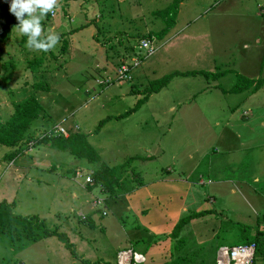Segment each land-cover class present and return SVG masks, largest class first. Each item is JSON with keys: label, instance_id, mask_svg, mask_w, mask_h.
<instances>
[{"label": "rangeland", "instance_id": "obj_1", "mask_svg": "<svg viewBox=\"0 0 264 264\" xmlns=\"http://www.w3.org/2000/svg\"><path fill=\"white\" fill-rule=\"evenodd\" d=\"M171 1L57 0L40 22V38L59 39L42 52L25 46L11 0H0V24H7L0 29V124L31 95L43 105L20 144H0V264H117L124 249L142 253L143 264H216L219 248L250 244L256 245L252 264H264V88L254 96L221 90L237 74L264 79V0H183L175 26L158 39L164 20L153 12ZM145 38L155 47L150 55L140 47ZM135 56L141 64L132 77L118 79V67ZM37 58L42 63L32 70ZM200 69L231 71L217 79L175 77L117 117L147 95L151 81ZM57 123L86 134L101 160L41 142ZM131 156L145 158L133 162L144 184L133 188L139 182L124 171V194L89 190L76 177L78 170L92 174ZM179 176L188 179L185 194L160 186ZM147 185L177 206L182 201L186 209L171 217L177 222L205 213L177 235L174 220L145 228L140 218L159 212L148 209L153 202L139 207L131 197ZM58 233L67 235L72 250Z\"/></svg>", "mask_w": 264, "mask_h": 264}, {"label": "trees", "instance_id": "obj_2", "mask_svg": "<svg viewBox=\"0 0 264 264\" xmlns=\"http://www.w3.org/2000/svg\"><path fill=\"white\" fill-rule=\"evenodd\" d=\"M183 0H172L169 5L162 9H157L153 14L164 20V27L154 34V37L158 39H163L170 30L175 26L177 15L179 13L180 5ZM7 24H0V29H5ZM153 37L150 34L149 37ZM62 44V53H66L68 50V41L64 38ZM42 63L41 58H37L29 63L32 70H36ZM231 70L223 71H208L204 69L200 70H188V71H172L171 73L165 74L162 77L155 79L150 82V85L146 88L147 95L139 99L136 105L128 110L126 113L117 116H126L132 111L137 110L142 103L149 97V95L159 92L162 88L167 86L170 81L178 76H190V75H202L207 78L217 79L228 74ZM264 85V79L262 78H250L242 74H237L236 82L229 89H221L223 92L227 93H242L245 91H250L252 93L257 92ZM39 87H44L39 85ZM219 87V86H218ZM43 111V105L39 100L31 95L18 103L12 113V115L4 122L0 124V144L14 147L21 143L24 139V135L30 128L32 122L40 116ZM104 121L99 123V127L103 125ZM41 142L49 144L51 147L58 149H68L71 154L80 158L86 159L89 162H99L101 160L97 150L89 143L86 134L80 132H73L69 136H45L41 139ZM40 143V142H39ZM136 159L144 160L141 156H131L126 159L122 164H117L110 166L108 164H102L98 169L94 170L91 174L92 181L87 184L89 190H93L96 187H101L105 189L108 193L113 196H117L125 193V182L122 176L124 171L133 172V181L139 182V185L133 187L138 188L140 185L144 184L143 177L139 172H137L133 167V162ZM205 211L191 213L187 216L182 217L179 222L174 226L173 235H177V232L183 227L184 224L188 223L193 218H198L202 216ZM37 219L36 226L41 228L44 226L43 222H40L38 218H32V221ZM89 221V224L93 226L89 218H85ZM46 234L57 233L56 230L45 229ZM58 236L66 242V246L69 249H73V245L69 242L67 235L65 233H58ZM74 256H78L75 251H73ZM79 264H110L109 262H103L101 260L90 261L82 260ZM143 264V263H142Z\"/></svg>", "mask_w": 264, "mask_h": 264}, {"label": "built area", "instance_id": "obj_3", "mask_svg": "<svg viewBox=\"0 0 264 264\" xmlns=\"http://www.w3.org/2000/svg\"><path fill=\"white\" fill-rule=\"evenodd\" d=\"M141 49H145L148 55L155 52V47L153 46L150 39H143L141 42ZM141 64V57H133L129 63H121L117 69V78L126 80L132 77L133 70ZM74 132L77 129L73 130ZM72 130L68 129L61 123L55 124L50 130L42 134V138L45 136H69ZM31 149L35 147V142L29 143ZM76 177L83 179L86 184L92 181L91 174H84L80 170L75 172ZM96 203L101 206L105 202L103 199H98ZM103 214L106 215V210H103ZM256 250L255 244L250 245H233L231 247H221L218 249V254L216 257V264H252L254 259V254ZM145 261L144 255L135 252L132 249H124L118 252L117 264H142Z\"/></svg>", "mask_w": 264, "mask_h": 264}, {"label": "clouds", "instance_id": "obj_4", "mask_svg": "<svg viewBox=\"0 0 264 264\" xmlns=\"http://www.w3.org/2000/svg\"><path fill=\"white\" fill-rule=\"evenodd\" d=\"M56 4L57 0H11L9 11L19 21L15 26L18 34L27 37L25 43L27 48L47 52L56 45L59 39L57 35L40 38V22L46 14L53 12Z\"/></svg>", "mask_w": 264, "mask_h": 264}, {"label": "crops", "instance_id": "obj_5", "mask_svg": "<svg viewBox=\"0 0 264 264\" xmlns=\"http://www.w3.org/2000/svg\"><path fill=\"white\" fill-rule=\"evenodd\" d=\"M250 78H258V77L252 76ZM262 88H264V85L262 86ZM223 93H225V92H223ZM249 93L251 94V96H254L257 94V93H252L250 91H249ZM179 178L181 180L173 181L172 178L168 177L167 181L162 183V185H160V186H164L165 188L166 187L172 188L174 191L178 192V194L176 196H179L181 194H185L186 191L188 190L187 189L188 187H186V186L184 187V184L187 185L185 182H188L187 181L188 179L182 178V176H179ZM242 182H244V181H242ZM147 186H149V187H147ZM147 186H143L145 188L142 187L139 190H137L131 197L132 202L136 206H139V207L144 204L145 200L147 202H153V204L151 206H149L148 209L151 207L153 209L150 208V210H154L156 212H159L158 215L148 214L147 216H142V218H140L141 222L143 223L145 228L149 227L150 230L155 229L159 226L161 228L162 225H167V223H169V224L172 223V220H174L173 224H175V222H177L178 221L177 219H179V218H171V217H173L172 215H176V214L180 213L181 210L186 209V207L182 204V201H179V204L177 206L174 203V201L169 199L170 197L163 196L161 193L152 190L150 188V185H147ZM160 202L162 204L168 205V206H166L167 208L164 209V207L160 204ZM156 206H158V208H156ZM156 217H158V218H156Z\"/></svg>", "mask_w": 264, "mask_h": 264}]
</instances>
